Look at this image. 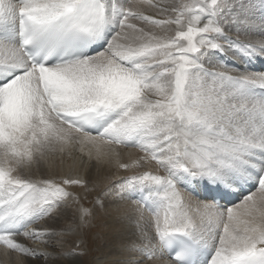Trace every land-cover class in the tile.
Listing matches in <instances>:
<instances>
[{"label":"snow or ice","instance_id":"snow-or-ice-1","mask_svg":"<svg viewBox=\"0 0 264 264\" xmlns=\"http://www.w3.org/2000/svg\"><path fill=\"white\" fill-rule=\"evenodd\" d=\"M256 7L254 0H0L4 255L16 264H81L77 241L94 226L96 209L73 189L85 196L93 189L56 165L79 151L126 171L154 162L155 171L102 190L121 200L140 193L139 235L128 245L139 258L127 264H264V71L228 63L264 57V28L253 33ZM258 7L264 13V0ZM128 147L143 155L124 162ZM43 165L51 174L33 178ZM202 186L254 190L229 206L201 196ZM95 204L107 211L99 196ZM140 206L150 213L143 224Z\"/></svg>","mask_w":264,"mask_h":264},{"label":"bare ground","instance_id":"bare-ground-1","mask_svg":"<svg viewBox=\"0 0 264 264\" xmlns=\"http://www.w3.org/2000/svg\"><path fill=\"white\" fill-rule=\"evenodd\" d=\"M254 3L257 4V7L253 10V12L251 14V20H252V25H253L254 36L256 38H258L261 35V29L264 28V24L262 23L261 19L257 15V11L259 10V7H258L259 0H254ZM145 14L156 16L155 11L150 10V9H146ZM157 18H159V17H157ZM235 62L238 64H241V61H236L233 59L228 60V63L230 65H233ZM139 155H141V153L138 152V150H134V151H132V153L130 155L121 154V158L124 162H131V160L137 158ZM73 156L78 159V165L81 164L82 166L88 167L86 174H85V180L89 181V176L93 180H97L101 176L102 171L99 170V168L101 167V164H98L94 157L90 160L89 157L87 156L86 152L80 153L79 151H74ZM66 158H68V157L65 156L63 158L62 164L60 163L59 158L56 159L57 168L62 173L71 172V170L69 168L63 167V164H64ZM147 168H151L153 171L156 170L155 166H153V165H150ZM145 169H146V167H145ZM145 169H136V170L138 172V171H143ZM31 171L33 173V178L38 179V178H41L42 174L43 175L51 174L52 169L48 168L47 165H43V166H41L40 169H37L34 167ZM133 171H134V169H131V170L125 171V172H133ZM81 173H82V171L79 174L78 173L77 174L81 176ZM71 174L77 175L76 173H73V172H71ZM161 174H163L162 171H161ZM114 181H115V179H111L109 181V185L113 184ZM109 185H108V187H109ZM78 192H80V190ZM96 194H98V193H96ZM80 195H82V194H80ZM102 196L105 197L104 201L106 203L107 211L104 208H101V209H103L104 212L109 217V225L111 226V229H113V230L110 232V239L107 240L105 243H103L98 248L97 253L94 254L95 255L94 258H91V256L86 257V258L83 255L81 256V264H127V262L129 260L138 259L139 257L137 255L130 254L128 251L129 242L136 239L139 235L137 228L134 231L132 223H131V218H132V221L140 218V212L137 211L138 205L133 201H132L133 203L129 202L132 206H135V208L129 209L127 206L121 205L118 201H116L114 199L112 200L110 197H107L104 194H102L100 196V198H102ZM90 197H91V195H90ZM85 198H87V197H85ZM124 200H128V199H124ZM124 200H120V202H125ZM114 201L118 202V205L121 209L120 212L116 211L117 203H114ZM135 209H136V212L133 213ZM143 216H144V219H143V221H141L142 224L150 219V217L144 211H143ZM61 223L63 224L64 222L62 221ZM43 224H44V222L40 223V225H43ZM93 228L94 227H92V229ZM95 233H97V232H95ZM85 234L86 233L83 232L79 241H77L78 243L80 242V244H81L83 241L87 240ZM20 239L22 240V242L28 243L32 247L42 248V245L38 241H36V242H34V241H23L22 237ZM92 243L94 246L98 247V236L96 237V239ZM10 257L17 258L14 254ZM8 258L9 257L5 258V260L8 261ZM163 259H164V261H167L165 259V257ZM24 264H34V262H32L30 260H26V261H24ZM40 264H43V262L41 261ZM154 264H162V262L161 261H155Z\"/></svg>","mask_w":264,"mask_h":264},{"label":"rangeland","instance_id":"rangeland-1","mask_svg":"<svg viewBox=\"0 0 264 264\" xmlns=\"http://www.w3.org/2000/svg\"><path fill=\"white\" fill-rule=\"evenodd\" d=\"M75 192H78V190H75ZM97 193V190L95 191ZM78 194H82V196L87 197L82 199V203H84V205L86 207H95L94 209H96V219L94 221V227L92 229V227L88 230H85L84 232L86 233L85 236L87 238V240L83 241L81 244L79 242L80 245V250L84 252L85 258L86 257H90L94 258L95 257V253H97L98 248L105 243L107 240L110 239V232L113 230L111 229V226L109 225V217L107 216V214L104 212L103 209H101L99 207V205L95 204L96 198L93 194H86L87 196H85L84 192H81ZM101 199H105L104 196H102ZM97 232V233H95ZM98 236V247L93 245V241L96 239V237ZM88 259V258H87Z\"/></svg>","mask_w":264,"mask_h":264}]
</instances>
